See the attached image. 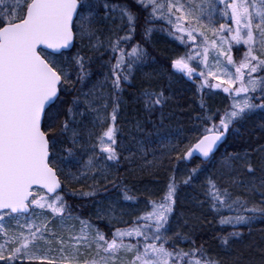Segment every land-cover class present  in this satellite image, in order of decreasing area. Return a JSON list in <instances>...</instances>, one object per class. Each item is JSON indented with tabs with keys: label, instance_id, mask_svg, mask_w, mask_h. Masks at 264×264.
Masks as SVG:
<instances>
[{
	"label": "snow or ice",
	"instance_id": "1",
	"mask_svg": "<svg viewBox=\"0 0 264 264\" xmlns=\"http://www.w3.org/2000/svg\"><path fill=\"white\" fill-rule=\"evenodd\" d=\"M136 3L148 13L146 24L165 21L169 35L187 49L171 67L189 79H199L202 114L196 119L202 131L194 143L168 141L170 151L177 162L197 155L211 162L230 134L239 133V126L257 110L264 112V0ZM137 19L126 4L110 0H0V264H124L122 253L131 256L126 264H221L202 246L195 247L191 237L172 230L175 177L161 200L149 201L150 210L132 226L117 228L111 237L74 216L65 199L62 184L68 181L99 177L115 184L108 162L116 166L121 159L117 135L122 83H130L134 69L154 60L142 44L131 43ZM108 21L121 22L126 33L120 36L114 29L102 40L100 25ZM152 31L145 28V39ZM77 39L87 40L89 49L101 56L104 51L111 54L101 65L108 68L103 81L88 91L77 84L83 86L91 77L92 57L80 50L73 54ZM234 45L246 46L239 61L232 55ZM106 83L110 92L100 90ZM206 88L222 89L231 104L222 113L211 111L203 96ZM69 89L75 93L70 102L65 98ZM167 99L163 90L142 92L147 109L162 107ZM86 114L92 115L91 127L84 123ZM256 151L264 153V147ZM221 166L227 181L207 177L205 191L220 223L250 225L257 214L264 216V207L235 195L229 187H242L249 196L258 191L255 183L231 175L241 168L255 173L251 154L225 152ZM260 167L264 170V157ZM199 171V165L192 168L183 183L189 184ZM259 188L264 189V179ZM260 195L264 197V192ZM124 199L134 197L125 190ZM240 235L234 231L221 237L222 245L230 246V239ZM177 239L190 241L193 247L178 248Z\"/></svg>",
	"mask_w": 264,
	"mask_h": 264
},
{
	"label": "trees",
	"instance_id": "2",
	"mask_svg": "<svg viewBox=\"0 0 264 264\" xmlns=\"http://www.w3.org/2000/svg\"><path fill=\"white\" fill-rule=\"evenodd\" d=\"M111 3L126 4L136 13L137 28L131 43H140L148 50L150 59L146 64L134 69L131 82H123V103L121 104L118 116V126L120 131L117 135L118 145H122L121 159L118 165L112 166V176L115 177V184L102 181L98 184L92 178L89 183L82 184V181H68L63 184L65 199L75 213L79 212L84 218L92 220L100 227L108 237L117 228L124 227V222L107 224L105 221L95 219L90 210L92 205L100 203L103 195H111V201L126 202L124 199L125 190L135 198V205L140 209L137 215L150 210L149 201H159L167 192V185L172 177H175L178 185L176 192V206L170 217V225L173 231H179L182 235L191 237L195 241V247H203L208 257L219 260L221 264H264V216L257 214L250 225H237L233 227L228 224H221L217 213L212 211L207 203L205 191L207 177H211L217 183H225L228 179L226 169L221 166V159L225 152H249L252 156L253 167L256 169L254 174L248 173L244 169L233 172L231 175L237 177L241 182L251 181L255 183L258 191L249 196L244 188L231 186L230 190L235 195H240L257 206L264 207L261 200L264 199L260 192L259 185L264 179V170L260 165L264 153L256 151L264 147V112L257 110L252 117L242 123L240 132L230 134L227 142L219 148L215 154V159L211 162L193 159L189 163L186 161L175 160V153L170 151L167 140L163 138L171 137L175 142L180 140L183 144L194 143L202 129L196 119L202 114L200 108L201 93L197 91L199 79H189L183 73L177 72L171 67V62L177 56L183 55L187 49L173 36L169 35V28L165 21L155 20L146 24L147 11L142 9L136 0H110ZM102 31L100 37L103 40L106 36H112V30H117L116 34L123 36L127 29L121 22L111 21L100 25ZM146 27L153 28L150 38L145 39L144 30ZM114 38V37H113ZM77 49L82 55L92 57L89 65L92 75L85 81L84 85L77 84V88L83 87L84 91L92 88L93 84L103 81L104 74L108 68L101 67L104 61L109 59L110 53L104 51L101 56L99 52L91 51L88 41L76 40ZM243 50L234 49L233 57L239 60ZM114 63V60H113ZM145 89L154 91L163 90L168 97L166 103L155 109H147L142 100V92ZM110 92V83L103 85L100 89ZM212 89H205L203 96L207 107L220 113L228 107L223 108V99H211ZM220 92V91H219ZM75 93L69 89L65 98L70 102ZM219 100H222L219 102ZM225 101H231L229 95H225ZM259 102V101H254ZM110 110V109H109ZM91 114H86L84 123L91 127ZM138 125V126H137ZM162 139L164 142H162ZM161 140V141H160ZM163 143V146L162 144ZM127 157V159H125ZM87 159V154L83 157ZM199 165L200 171L189 183L184 184L190 170ZM77 172V168H72ZM77 174H79L77 172ZM61 180L65 177L61 174ZM80 185L82 187H80ZM95 189L94 196L73 195V192H90ZM100 191V193H99ZM98 194V195H97ZM136 194V195H134ZM111 201H106L110 203ZM238 231L239 237H232L229 241L230 246H224L221 237L231 232ZM171 235V232L169 233ZM176 247L185 251L193 247L190 241L176 240ZM172 247V244L168 245ZM130 256V255H129Z\"/></svg>",
	"mask_w": 264,
	"mask_h": 264
},
{
	"label": "rangeland",
	"instance_id": "3",
	"mask_svg": "<svg viewBox=\"0 0 264 264\" xmlns=\"http://www.w3.org/2000/svg\"><path fill=\"white\" fill-rule=\"evenodd\" d=\"M235 48L239 49V50H243V53H244V51H246V46H244V45L235 46L234 45V47L232 49V55H233V50ZM243 53L241 54L240 59L242 58ZM209 58L211 59V54H210ZM194 66H195V63H194ZM199 70H200V68L197 69V71H199ZM212 90L217 91L216 93H212V95H211V99L213 101H215V99H223L224 100V102L222 104L223 108H225L227 105L229 106L231 104V102L225 101V95H228L227 93H224L221 89H212ZM255 95H259V93H256ZM221 101L222 100H219V102H221ZM170 138L171 137L163 138V139H164V141L167 140V142H168V141H170ZM163 139H162V142H164ZM161 144L163 146V143H161ZM108 164H109V167H110L111 172H112V166L109 162H108ZM90 179L91 178H82L80 180L82 182H80V183H82V184L89 183ZM96 181H98V184H100L104 180H100L99 177H97ZM80 187H82V186L80 185ZM84 191H86V190H82L81 192H84ZM34 192H37L40 195L45 194L40 189H37ZM99 193H100V191H99ZM134 195H136V194H134ZM110 199H112V196L106 194V195H103L101 197V199H99L101 201H100V203H98V205H97V202L92 205L90 213L95 219L105 221L107 224H112V223H116V222H120V221L125 220L124 227L121 228V229H124V228L132 226L133 222L136 220V218L138 216L142 215V214L137 215V213L140 209L134 203L135 198H134V201L133 200L126 201V202L121 201L120 205H119V202L116 201L117 204H115V201H111ZM106 201H111V202L107 203ZM109 209L112 210L110 214L108 212ZM72 213L74 216H79L81 219L89 221L92 225L95 226V228L99 229L100 232H102L106 237H108V235L102 229H100L99 226H97L94 223V221H95L94 219H92V220L86 219L79 212L75 213L72 211ZM0 242H2V241H0ZM129 259H131V256H125L123 253L121 254V261H123L124 264H126L127 260H129ZM33 264H38V262H33Z\"/></svg>",
	"mask_w": 264,
	"mask_h": 264
},
{
	"label": "water",
	"instance_id": "4",
	"mask_svg": "<svg viewBox=\"0 0 264 264\" xmlns=\"http://www.w3.org/2000/svg\"><path fill=\"white\" fill-rule=\"evenodd\" d=\"M74 43H75V41H74ZM219 150V149H218ZM217 150V151H218ZM216 151V152H217ZM193 159H199V160H201V161H204V162H207V160H204L203 158H201V157H199L198 155L197 156H194V158ZM193 159H191V160H193ZM191 160H189V161H186L187 163H189ZM62 187H63V184H62ZM35 189H38V188H34V190ZM42 190V189H41Z\"/></svg>",
	"mask_w": 264,
	"mask_h": 264
}]
</instances>
